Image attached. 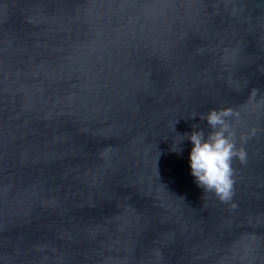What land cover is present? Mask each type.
<instances>
[{"label": "water", "instance_id": "95a60500", "mask_svg": "<svg viewBox=\"0 0 264 264\" xmlns=\"http://www.w3.org/2000/svg\"><path fill=\"white\" fill-rule=\"evenodd\" d=\"M221 108L228 203L180 142ZM0 264H264V0H0Z\"/></svg>", "mask_w": 264, "mask_h": 264}, {"label": "clouds", "instance_id": "9594fccd", "mask_svg": "<svg viewBox=\"0 0 264 264\" xmlns=\"http://www.w3.org/2000/svg\"><path fill=\"white\" fill-rule=\"evenodd\" d=\"M238 116L239 113L232 108L210 109L200 116L207 122V134L198 126H194L191 133L179 134L182 137L180 142L185 138L191 141L190 168L197 186L204 193H213L222 203L230 202L234 196L233 160L247 161V153L242 147H237L232 129L231 120ZM242 139L246 140V137ZM178 144L173 151L181 150Z\"/></svg>", "mask_w": 264, "mask_h": 264}]
</instances>
